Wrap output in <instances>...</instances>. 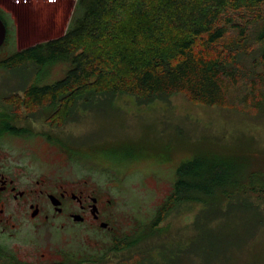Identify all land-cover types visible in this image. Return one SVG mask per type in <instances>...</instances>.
Returning <instances> with one entry per match:
<instances>
[{"label": "rangeland", "instance_id": "374dc122", "mask_svg": "<svg viewBox=\"0 0 264 264\" xmlns=\"http://www.w3.org/2000/svg\"><path fill=\"white\" fill-rule=\"evenodd\" d=\"M66 2L51 8L44 22L8 27L0 61L23 48L64 35L77 0ZM68 67L67 59L45 66L33 62L6 65L0 67V84H52ZM88 105L83 100L73 114H55L61 120L50 118L46 110L38 111V138L24 143L23 148L27 149L24 156L38 157L34 162L38 172L57 177L83 172L90 187L111 201L108 206L114 238L128 236L135 243L109 252L115 246L111 234L86 229L87 234L99 239L87 247L86 256L105 257L94 264H264V190L245 194L238 190L229 197L253 208L247 213V219L254 220L251 226H247V219L243 221L246 215L240 220L243 213L236 212L238 216L214 222L209 235V228L197 220L203 205L190 201L174 204L153 233L142 232L172 194L181 166L191 161L198 149L250 152L264 165V110L210 107L191 102L184 94L152 104H140L133 96L118 94L111 102H103L102 108ZM48 134L62 148L51 145ZM216 234H221L220 238L212 244Z\"/></svg>", "mask_w": 264, "mask_h": 264}, {"label": "trees", "instance_id": "16d2710c", "mask_svg": "<svg viewBox=\"0 0 264 264\" xmlns=\"http://www.w3.org/2000/svg\"><path fill=\"white\" fill-rule=\"evenodd\" d=\"M58 59L69 61L64 76L27 94L32 107L50 102L59 116L73 114L83 100L102 108L118 94L140 104L184 94L197 104L262 112L264 0H77L64 35L16 51L0 67ZM249 153L198 149L143 235L159 228L174 204L190 201L203 205L197 220L204 228L241 213L245 221L253 208L229 199L238 190H264V165ZM132 243L128 236L115 239L109 252Z\"/></svg>", "mask_w": 264, "mask_h": 264}, {"label": "flooded vegetation", "instance_id": "af4514ba", "mask_svg": "<svg viewBox=\"0 0 264 264\" xmlns=\"http://www.w3.org/2000/svg\"><path fill=\"white\" fill-rule=\"evenodd\" d=\"M67 3L0 0V20L8 33V27L17 28L19 23L46 21L51 8ZM46 85L0 84V264L98 263L87 260V247L99 239L86 229L108 232L115 240L111 201L90 187L85 173L57 177L38 172L34 165L38 157L24 156V143L36 141L39 135L35 127L38 111L46 110L50 118L60 119L52 103L41 107L29 103V90ZM47 136L51 145L62 148L52 135ZM104 223L107 228L102 227Z\"/></svg>", "mask_w": 264, "mask_h": 264}, {"label": "water", "instance_id": "95a60500", "mask_svg": "<svg viewBox=\"0 0 264 264\" xmlns=\"http://www.w3.org/2000/svg\"><path fill=\"white\" fill-rule=\"evenodd\" d=\"M7 37V27L0 20V47L4 44ZM54 199V198H53ZM103 228H107V224H102Z\"/></svg>", "mask_w": 264, "mask_h": 264}]
</instances>
